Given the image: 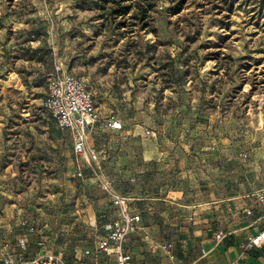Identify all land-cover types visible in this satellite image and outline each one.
<instances>
[{
    "label": "rangeland",
    "instance_id": "1",
    "mask_svg": "<svg viewBox=\"0 0 264 264\" xmlns=\"http://www.w3.org/2000/svg\"><path fill=\"white\" fill-rule=\"evenodd\" d=\"M154 5L150 27L130 32L98 20L95 1L0 0L1 242L15 243L34 224L69 263L89 264L115 215L104 184L134 199L143 224L156 216L178 226L197 217L185 206L201 199L200 189L243 190L251 201L264 188V0ZM84 55L111 69L102 87L95 79L88 87L103 115L123 123L121 131L90 133L95 162L75 157L70 131L41 107L58 59L78 75ZM146 130L177 166L192 161L230 180L190 182L192 197L177 205L153 202L162 182L143 164Z\"/></svg>",
    "mask_w": 264,
    "mask_h": 264
},
{
    "label": "crops",
    "instance_id": "2",
    "mask_svg": "<svg viewBox=\"0 0 264 264\" xmlns=\"http://www.w3.org/2000/svg\"><path fill=\"white\" fill-rule=\"evenodd\" d=\"M63 61L65 59H58L57 64H63ZM81 63L84 66L78 75L73 68L69 72L83 79L87 86L93 83V79H95L97 87H102L104 83L108 82L105 75L111 72L110 68H99L98 61L95 59L90 61L88 55L82 56ZM94 73L95 76L93 78ZM111 82L113 83V81ZM99 109L101 111L100 107ZM96 129L97 127L91 129L88 138L90 133ZM147 131L151 130H146L143 133L146 138L143 143V164L147 170L150 167H156L158 171L157 178L162 182L159 186V191L156 193L157 195L150 198L153 202L163 201L177 205L183 197H192V194L187 189V185L190 182L201 185L207 183L208 185H214L219 184L221 177L224 183H226V180H230L229 176H226V174L221 176L215 170L211 174L200 172L201 170L192 161L186 163L179 162L177 166L173 159L174 153L158 144L155 132L151 131L153 134L148 136L146 135ZM137 132L135 136L136 134H142L140 131ZM3 144V140L0 139V147ZM89 151L95 152L93 150ZM96 154L98 156V153ZM202 167L205 168L204 166ZM203 186L200 188H205ZM242 192L243 190L239 191V193H232L227 187L222 189L221 186L217 190L209 188L208 191H205V189L201 191L200 189L197 195L198 197L201 196V199L199 198L195 204L192 203L185 206L193 211V213L190 211V214L197 216L194 218L193 223H185L187 226H178L177 219L170 218L164 220L154 216V222L149 223L151 220H147L146 224H143L141 217L138 231L126 239L124 248L132 254L136 263L264 264V246L253 249H245L243 246L249 236L257 233L261 227V222L257 221L258 207L255 199L251 201L245 200ZM117 194L123 195L118 192ZM146 199L148 198H138V200ZM130 200L131 209L140 214L133 203L134 199L130 198ZM160 206H163V204H160ZM249 208L253 210V216L245 215L244 210ZM153 211L159 217L166 215L164 210L161 211V208H154ZM115 217L116 209L113 218ZM217 232H222L224 235L223 240L219 243L215 241V234ZM39 236L42 238L41 235ZM166 242L174 244V259H170L162 251H152V248L156 245ZM202 249H205L208 253L204 257L201 255ZM35 252L37 251L31 250V254ZM38 252L44 255L51 254L64 257L62 249L47 240L46 246ZM64 259L69 263L67 258L64 257ZM76 260L79 259L76 258ZM88 260L86 263L89 264H116L113 257L97 255L96 251H93ZM71 264L77 263L74 261ZM81 264H84V262Z\"/></svg>",
    "mask_w": 264,
    "mask_h": 264
},
{
    "label": "built area",
    "instance_id": "3",
    "mask_svg": "<svg viewBox=\"0 0 264 264\" xmlns=\"http://www.w3.org/2000/svg\"><path fill=\"white\" fill-rule=\"evenodd\" d=\"M41 107L49 113L60 129L70 131L75 157L87 162L98 160L97 154L87 149L91 129L99 127L106 131L123 130V123L119 118L114 115H102L86 82L70 73L62 63L56 65L54 72L47 79V91ZM152 134L151 131L146 132L148 136ZM243 157L246 158L247 155ZM78 176H82L81 171ZM103 187L116 209V217L105 226L106 235L98 241L96 254L113 257L116 264H160L136 263L132 254L125 250L124 243L130 235L138 231L141 216L131 209L130 198L111 191L106 184ZM254 199L258 207L257 221L261 222V227L257 233L246 239L243 245L245 249L264 246V188L255 193ZM244 213L246 216L254 215L250 208L244 210ZM223 238L222 232L215 234L217 243ZM45 246L46 242L39 236L36 226L29 224L15 243L0 241V264H67L62 256L40 254L38 251ZM173 249L174 244L166 242L156 245L152 251H162L170 259H174ZM31 250L37 252L31 254ZM207 254L205 249L201 250L202 257Z\"/></svg>",
    "mask_w": 264,
    "mask_h": 264
},
{
    "label": "trees",
    "instance_id": "4",
    "mask_svg": "<svg viewBox=\"0 0 264 264\" xmlns=\"http://www.w3.org/2000/svg\"><path fill=\"white\" fill-rule=\"evenodd\" d=\"M14 1V0H9ZM79 4L89 1L97 2L99 12L98 20L109 22L112 27L119 30L129 29L133 32L136 26L142 30L150 27L151 13L154 10V0H73ZM181 3L176 7V13L181 11ZM67 264H71L68 263Z\"/></svg>",
    "mask_w": 264,
    "mask_h": 264
}]
</instances>
